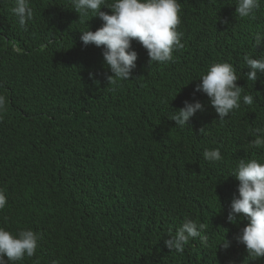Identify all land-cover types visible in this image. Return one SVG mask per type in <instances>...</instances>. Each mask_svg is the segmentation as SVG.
<instances>
[{"label":"trees","instance_id":"1","mask_svg":"<svg viewBox=\"0 0 264 264\" xmlns=\"http://www.w3.org/2000/svg\"><path fill=\"white\" fill-rule=\"evenodd\" d=\"M210 2L179 0L183 48L172 61L149 64L133 40L136 68L129 80L111 84L103 48L80 39L103 25L98 16L79 17L68 0H28L32 17L21 28L15 0H0V192L7 197L0 228L38 235L35 254L16 264H264V257L229 248L248 219L232 223L218 214L239 195L230 176L239 160L264 163V147L250 145L264 129V74L248 80L243 59L264 56V45L256 46L258 35L264 40V0L254 18L236 14L237 0L212 1L227 12L198 35L189 25ZM215 63L231 64L242 87L241 107L223 121L195 91ZM244 94L254 97L252 105L243 104ZM185 101L203 110L178 127L168 116ZM212 122L223 130L220 141ZM217 148L222 159L205 162L203 175L172 197L153 199L166 156L179 150L195 163ZM203 216L215 225L205 223L214 246L196 252L190 239L177 252L165 245L186 220L201 223ZM225 238L230 246L220 250Z\"/></svg>","mask_w":264,"mask_h":264},{"label":"clouds","instance_id":"2","mask_svg":"<svg viewBox=\"0 0 264 264\" xmlns=\"http://www.w3.org/2000/svg\"><path fill=\"white\" fill-rule=\"evenodd\" d=\"M211 0L207 11H199L190 28L198 35L213 29L227 10L220 5L213 4ZM230 1V0H229ZM69 8L79 14V17L98 16L103 25L96 31L89 28L81 31L80 39L86 47L93 44L102 47L104 66L112 75L107 76L109 83L115 84L120 80H129L136 68L138 54L132 50L133 40L139 42L147 50L149 64L153 62L167 63L173 60V52L183 48L181 43L182 33L178 31L181 23L179 0H68ZM260 7V0H237L236 14L240 18H254V12ZM102 8L111 10V14L101 11ZM12 13L17 18L21 28L26 27L27 21L32 17V10L28 0H15ZM264 45V40L258 35L256 46ZM245 65L250 69L246 74L250 81H257L258 73L264 74V56L253 59L244 56ZM94 74L90 73V76ZM200 83L195 91L205 93L210 104L218 114L221 121L230 113L241 107L242 87L236 81L238 77L233 66L229 63H215L199 79ZM264 102V95H262ZM244 105H252L254 97L244 94ZM6 98L0 96V111L5 110ZM203 110L199 101L184 102V106L177 111H172L168 119L175 121L176 126L184 127L190 118L198 111ZM219 121V120H218ZM212 125L213 140L220 141L223 130L215 123ZM260 133L250 141L252 147H264V129H256ZM222 159L220 150L205 149L199 162H187L179 156V150L165 157L161 164L155 183L153 184V199L164 200L177 194L183 185L189 184L195 175L204 173L205 162H216ZM238 184V196L228 199L218 210L219 215H225L229 222L237 221V217L247 218L248 221L240 222L245 227L240 229L236 237V246L229 247L230 241L226 240L221 245L234 249L239 247L253 259L264 257V163L257 160L240 159L232 175ZM7 204V197L0 192V210ZM205 223H210L212 229L215 225L203 216L201 223L186 220L176 231L164 241L170 250L182 252L184 246L192 241L197 251L211 247L212 238L206 231ZM203 231V232H202ZM38 235L31 229L20 230L12 234L0 228V264H16L25 256L35 254ZM214 246V242H213ZM192 249V250H193ZM214 248L210 252H213ZM6 257V258H5Z\"/></svg>","mask_w":264,"mask_h":264}]
</instances>
